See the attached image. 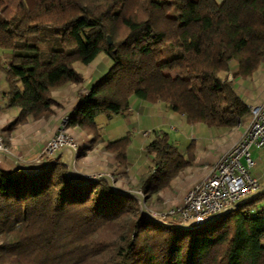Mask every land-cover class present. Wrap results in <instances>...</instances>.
<instances>
[{
  "label": "trees",
  "instance_id": "obj_1",
  "mask_svg": "<svg viewBox=\"0 0 264 264\" xmlns=\"http://www.w3.org/2000/svg\"><path fill=\"white\" fill-rule=\"evenodd\" d=\"M0 50L7 105L19 109L10 127L50 116L59 105L51 90L81 84L74 64L104 53L110 69L68 122L94 134L91 147L102 141L97 117L125 114L132 97L163 103L189 124L232 129L250 106L228 77L233 63V77L247 78L264 59V0H0ZM153 133L139 184L146 200L194 159L167 132ZM130 144L128 134L106 149L125 166ZM116 189L75 179L59 155L36 171L0 169V264H264V187L223 216L181 228L150 221L136 195Z\"/></svg>",
  "mask_w": 264,
  "mask_h": 264
},
{
  "label": "crops",
  "instance_id": "obj_2",
  "mask_svg": "<svg viewBox=\"0 0 264 264\" xmlns=\"http://www.w3.org/2000/svg\"><path fill=\"white\" fill-rule=\"evenodd\" d=\"M221 4L224 0H216ZM106 55V54H105ZM0 62L5 63L4 52L0 50ZM112 65L111 59L108 56L102 54L98 55L96 59L88 64L84 65L80 62L74 64V68L83 77L81 84L68 83L61 87L53 88L51 90L52 98L58 102V106L53 107V112L49 117H45L39 120L30 118L26 123L10 127V125L17 119L19 115L18 108H11L7 105V98L5 94L9 91V83L4 71L0 69V134L3 136L5 143L7 144L10 153L4 156V171L9 173H18L20 170L36 171L43 166H35L28 163V160L39 154L46 143L57 133L62 120L68 117L73 110L79 104L82 97L81 91L83 89L91 90L93 84L98 81L103 75L107 73ZM237 70L236 63L232 65V71L228 80L233 81L237 93L245 100L250 106H256L264 102V62H261L259 69L247 78L242 77L240 79L233 77V72ZM252 81H250V80ZM249 89H254L249 91ZM252 92V94L250 93ZM245 93L252 95L251 99L246 97ZM257 94L254 98V94ZM161 115L163 117L170 118L172 120H178L182 126L188 127L189 123L185 117L169 110L163 103H148L137 97H132L130 100V108L125 114L114 116L111 120H108L104 116H98L96 121L100 129L102 141L91 147V142L94 139V134L82 129L79 126L69 127V133L76 139L79 147L78 157L75 160L73 168V177L75 179L84 180L88 176L97 174H108L115 182L116 187L119 190H129V182L127 183L122 179V176H128L131 179L130 184L139 185L141 177L145 174V163L147 170L152 166L151 157L146 153V147L151 141V132H147L145 135L149 137V140H131V144L128 149V161L125 166H121L117 160L116 154L106 149L107 143L110 141L122 138L130 133L126 130L124 135H120L116 130V122H123L128 125L130 129L131 125H134L132 118L142 120L143 116L157 117ZM250 122V115L247 119L238 127L232 129H223L224 132L215 136L212 141L206 145H201L198 141L196 149L192 150L194 159L191 164L183 170L167 188L172 185L182 182L181 177L190 186L188 193L193 187L199 183L205 176H207L215 167L217 161L236 144L242 135L244 134L248 124ZM107 126L108 136L105 138L104 129ZM127 128V129H128ZM160 128L158 131H161ZM190 137H187V141ZM199 140V139H198ZM197 141V140H194ZM180 145L179 141L175 140ZM176 144V143H175ZM177 146V144H176ZM193 145L186 147L185 144L182 148L178 147L185 159L190 158V148ZM254 156L251 154V158L254 161V166L251 170L252 176L263 185L264 187V172L260 173L257 167L261 164V156H264V149L254 148ZM61 157V161L70 166L73 162V153L70 150H64L58 154ZM122 174V175H121ZM166 190V189H165ZM163 190V191H165ZM162 191V192H163ZM187 193V194H188ZM182 198L180 204L183 203L185 196Z\"/></svg>",
  "mask_w": 264,
  "mask_h": 264
},
{
  "label": "built area",
  "instance_id": "obj_3",
  "mask_svg": "<svg viewBox=\"0 0 264 264\" xmlns=\"http://www.w3.org/2000/svg\"><path fill=\"white\" fill-rule=\"evenodd\" d=\"M89 93L88 89L81 91L82 96ZM68 122L69 117L63 119L57 134L46 143L39 154L28 160L29 164L49 165L64 150L78 153L76 139L67 132ZM252 148L264 149V102L250 107V122L240 140L228 149L213 170L193 187L178 208L159 214V221L173 226L196 227L225 215L240 202L258 193L263 185L251 173L254 166L251 158ZM9 153L10 150L0 135V169L4 165V156ZM101 176L103 174L89 177L98 179ZM140 194L142 195V192Z\"/></svg>",
  "mask_w": 264,
  "mask_h": 264
},
{
  "label": "rangeland",
  "instance_id": "obj_4",
  "mask_svg": "<svg viewBox=\"0 0 264 264\" xmlns=\"http://www.w3.org/2000/svg\"><path fill=\"white\" fill-rule=\"evenodd\" d=\"M14 1H17V0H14ZM42 36H52V35L48 32H44ZM47 41H49V40H47ZM53 42L57 43L58 41H56V42L53 41ZM52 45H53L52 41H50L47 44L42 45L41 47L44 51L49 52L51 50ZM102 55L107 56L104 53H102ZM262 61L264 62V59ZM238 79H240V77H238ZM243 80H245V79L243 78ZM239 82H242V80L240 79ZM248 90L253 91L254 89L248 88ZM250 93L252 94V92H250ZM245 95H246V97H249L250 99H251V97H253L252 95H248V93L247 94L245 93ZM254 96H255L254 98H256L257 94L255 93ZM136 118L137 117L132 118L134 121V125H131L130 129L127 127L128 125H126V123H123L121 121L117 123L116 122L117 119H116L114 121V124L116 123V126H115L116 130L115 131L117 133H119L120 135H124V133H126V130L128 132L130 131L129 135L131 136V140L135 141L136 138H138V140H145V139L149 140V137H147L145 135L147 132H149V133L151 132L150 137L152 139L153 135H154L153 132L158 131L160 128H162L163 131H165L169 134L171 141L177 140L180 143H182L180 145L179 143L175 142L178 147L182 148L183 144H185L186 147H188V146H190V144H192L193 146L190 148V151L197 148L194 146H198L197 145L198 141L201 143L202 146L206 145L210 141H212L215 136H218L220 133L224 132L223 129L210 128L205 124H189L188 127H185V126H182V124L178 120H172V119L167 118V117L165 118L161 115H158L157 117L143 116L141 121L136 119ZM105 120H106V117H105ZM61 124H62V122H61ZM60 127H61V125H60ZM58 130H57V132H58ZM103 131H104L105 138H106L108 136L107 126L105 127V129ZM67 132L69 133L68 124H67ZM187 137H190V139L188 141H187ZM194 140H197V141H194ZM254 151H255V149L252 148L251 149L252 155L254 154ZM77 155H78V153H77ZM33 157H31V158H33ZM260 161H261V164L257 167V169L260 173H263L264 172V156L263 157L261 156ZM1 169L5 170L6 167L3 165ZM149 170H150V168H149ZM149 170H147L146 163H145L144 171L148 172ZM147 172H145V173H147ZM97 175H99V174H97ZM103 175H108V174H103ZM179 177L181 178L180 181H182V182H179V183H176L175 185H172L173 187H171L170 190L169 189L167 190V188H166V190L164 189L165 191H163V192L161 191L158 195H155V196H153L150 199L145 201L146 209H147L148 213H150V214L153 213L151 215V217L153 219L160 220L159 214L168 213L169 211L174 210L181 205L180 202H181L182 198L184 197V195L188 193L190 186L188 185L186 180H184V177H181V176H179ZM122 179L125 180L127 183L129 182L128 185H129L130 189L126 190V192L127 191L128 192L129 191L139 192V193L141 192L139 185L130 184L132 182L130 177H128V176L123 177L122 176Z\"/></svg>",
  "mask_w": 264,
  "mask_h": 264
},
{
  "label": "water",
  "instance_id": "obj_5",
  "mask_svg": "<svg viewBox=\"0 0 264 264\" xmlns=\"http://www.w3.org/2000/svg\"><path fill=\"white\" fill-rule=\"evenodd\" d=\"M111 43V42H110ZM78 157V155L76 153H73V162L72 164L69 166V169H70V174L73 172V168H74V164H75V160L76 158ZM99 179H105V180H108L110 182V184L116 189L115 187V182H114V179L110 176V175H103L101 176L100 178L96 179V180H99ZM117 190V189H116ZM126 192V191H125ZM130 194H134L138 197V199L140 200V205H141V210L143 211L144 213V216L149 219L150 221H153V222H156V223H161V221L159 220H155L153 219L150 214L148 213L147 209H146V204H145V201L146 199L144 198V196H142L139 192H131L129 191ZM213 220V219H212ZM178 228H181V226H178Z\"/></svg>",
  "mask_w": 264,
  "mask_h": 264
}]
</instances>
